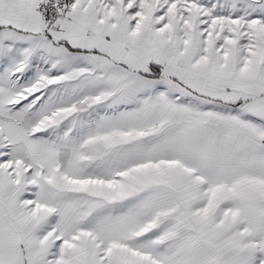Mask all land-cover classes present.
<instances>
[{"label":"snow or ice","instance_id":"6c2138e0","mask_svg":"<svg viewBox=\"0 0 264 264\" xmlns=\"http://www.w3.org/2000/svg\"><path fill=\"white\" fill-rule=\"evenodd\" d=\"M0 264H264V0H0Z\"/></svg>","mask_w":264,"mask_h":264}]
</instances>
